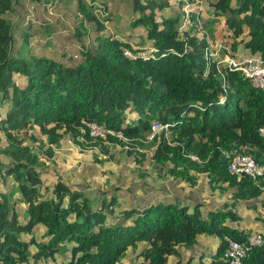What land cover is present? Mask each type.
Here are the masks:
<instances>
[{
    "label": "trees",
    "instance_id": "16d2710c",
    "mask_svg": "<svg viewBox=\"0 0 264 264\" xmlns=\"http://www.w3.org/2000/svg\"><path fill=\"white\" fill-rule=\"evenodd\" d=\"M174 2L179 9L171 0H0V183L15 186L0 188V264H168L203 234L219 243L199 264H225L224 237L255 232L230 226L241 217L229 207L258 199L264 209V92L238 71L223 78L220 59L240 46L264 59V0ZM218 32L230 38L219 49ZM148 47L152 58L124 54ZM82 120L122 137H91ZM154 121L168 129L150 136ZM66 136L81 152L97 149L100 164L119 145L137 169L149 160L191 185L205 174L211 188H233L232 201L207 218L199 205L156 201L116 219L115 196L97 206L46 163ZM233 152L252 156L262 176L230 174ZM241 264H264V241Z\"/></svg>",
    "mask_w": 264,
    "mask_h": 264
},
{
    "label": "rangeland",
    "instance_id": "374dc122",
    "mask_svg": "<svg viewBox=\"0 0 264 264\" xmlns=\"http://www.w3.org/2000/svg\"><path fill=\"white\" fill-rule=\"evenodd\" d=\"M171 5L173 6V9L180 8L174 0H171ZM187 8L188 4L185 6V9ZM209 20H213V17H210ZM140 31L141 30H137V32ZM141 36L142 35L138 33L136 39H141ZM210 39L212 46L217 43L230 41V38L226 36L222 37L220 32H218L217 35L210 37ZM247 53L248 52L243 50L240 46L235 55L240 56ZM53 148L54 157L46 161L49 167L58 170L62 177L66 179L68 184L81 189L84 192V195L88 197V200L94 202L97 206H102V200L104 198L109 201L111 196H115L116 199L114 200L113 205V215L116 216L117 219L121 218L120 216L123 208L137 205L141 206L139 203L132 204V199L138 202L139 199L143 200L145 198H149L151 197L150 193H157V191H154L155 189L158 190L159 194L161 193L160 195L172 193L170 202L178 203L179 196H174L170 181H178L180 178L170 176L167 172H164L162 175H157L155 173L156 171L151 168L149 160L145 162L142 167L137 169L138 165L134 162L132 157L125 154L119 145L109 146L112 158H109L103 164L94 161V154L101 156L97 149L88 148L81 152L77 146H74L72 142H70L69 137L67 136L60 140L58 144H55ZM145 169L150 174L147 177L139 176V171H144ZM0 188L2 190L11 191L15 189V186L12 184V180H8L5 183H0ZM228 192L229 191L220 192V190L215 189L212 191V195L221 199V205L232 201ZM251 202L255 206L252 209H249V206H247L250 202L246 203L245 201H241L237 206L229 207V210H233L237 214H240L241 220L238 221L239 223L243 222L244 224L247 223L250 225L253 221L251 215L255 217L264 216V210L260 209L259 200H252ZM106 208H110V205H106ZM226 209L227 208L223 207L220 211H225ZM17 210L19 217L23 219L22 204L17 205ZM200 210L202 213L205 212L202 208ZM254 220L259 221L258 218H255ZM108 221H116V219L109 216ZM257 225L260 227L258 223H254V226ZM35 232L40 240L44 239L42 236V229L40 227H37ZM201 238L206 241L205 251L207 250V252L204 253L208 255L210 252L216 251V245L219 241L216 236L203 234L201 235ZM65 245L66 244L60 248V252L64 251L63 249ZM135 257L136 255L133 257L128 256L127 258L129 260H133ZM168 264H172L171 257Z\"/></svg>",
    "mask_w": 264,
    "mask_h": 264
},
{
    "label": "built area",
    "instance_id": "2783aa9c",
    "mask_svg": "<svg viewBox=\"0 0 264 264\" xmlns=\"http://www.w3.org/2000/svg\"><path fill=\"white\" fill-rule=\"evenodd\" d=\"M222 45H218V49ZM155 49L149 47L146 50L137 52L135 56L127 50H124V54L129 58L142 57L143 59L152 58ZM224 67L229 71H239L247 78L254 87H257L264 91V59L257 55H243L239 57L232 56L230 53H226L221 59ZM89 134L94 137H104L106 134L116 135L121 138V132H114L105 126L96 125L94 123H88ZM168 124L153 123L152 134L162 129H166ZM259 132L264 136V128H259ZM151 134V136H152ZM228 171L230 174H234L238 177H249L257 181L263 174V167L255 162L252 156L249 154L233 152L228 154ZM264 241L263 234L260 232H252L246 235L243 241L233 239L229 236L224 237L226 243L225 248L222 251L221 260L225 264H241L246 251L258 245H261ZM41 264H50L48 262H42ZM107 264H126L123 260H117Z\"/></svg>",
    "mask_w": 264,
    "mask_h": 264
},
{
    "label": "crops",
    "instance_id": "0c3cea01",
    "mask_svg": "<svg viewBox=\"0 0 264 264\" xmlns=\"http://www.w3.org/2000/svg\"><path fill=\"white\" fill-rule=\"evenodd\" d=\"M157 175H159L157 172H155ZM150 174V173H149ZM197 177V183L195 185H191L189 182L185 180H174L170 181L171 187L173 189L174 196L177 195L178 197V202L184 205H187L192 209L194 206L199 205V208L204 209L205 212L202 213L205 218H207L208 213L210 211H217L223 208V204L220 205L221 199L216 198V196L212 195V191L215 189L220 190V192H227L229 191V196L231 198L232 193L234 192V189L231 187L227 186H221V187H216V188H211L210 185L207 184V179L205 174H194ZM157 193H150L151 197L145 198L143 200L139 199L138 202L134 199H132V204H137L139 203L142 206H146L152 202L156 201H162V202H169L170 199L172 198V193L167 194V195H160L158 190ZM210 194V196H209ZM173 196V197H174ZM248 203V202H246ZM238 205V204H237ZM248 206V204H247ZM249 208V207H248ZM250 209V208H249ZM260 209H263L262 207ZM234 212V211H233ZM236 213V212H234ZM237 214V213H236ZM240 216V214H238ZM253 218V221L251 224L243 223V222H238L241 220L238 219L237 221H232L229 222L228 224L232 227L236 228H252L255 229V231H258L259 229L264 231V223L261 221L260 218H264V216L261 217H255L251 215ZM241 217V216H240ZM255 218H258L259 221L254 220ZM117 219V218H116ZM239 223V224H237ZM254 223H258L260 227L254 226ZM219 243V241H218ZM218 243L216 245V249L218 246ZM205 244L206 241L201 238V235L197 236L196 243L191 246H183L180 249L179 256H173L171 257L172 259V264H177L178 260H182L183 264H199L201 262L207 263L211 260L212 255L215 252H210V254H206L205 251ZM147 244H139L138 250L135 253H129V257H133L135 255H138V253L146 247ZM136 258V257H135ZM170 259V257H169ZM168 259V261H169Z\"/></svg>",
    "mask_w": 264,
    "mask_h": 264
},
{
    "label": "clouds",
    "instance_id": "9594fccd",
    "mask_svg": "<svg viewBox=\"0 0 264 264\" xmlns=\"http://www.w3.org/2000/svg\"><path fill=\"white\" fill-rule=\"evenodd\" d=\"M219 44H221L222 45V43H217V45H219ZM149 48V47H148ZM147 49V48H146ZM145 49V50H146ZM217 49H218V47H217ZM140 52V51H139ZM227 53H230L232 56H235V57H239V56H237V55H235V54H232L230 51H228ZM225 55V54H224ZM243 55H251V54H249V53H247V54H243ZM243 55H240V56H243ZM223 57H221V59H222ZM220 59V63H221V65H222V67L224 68V70H223V72H222V77H223V74L226 72V71H229V70H227L225 67H224V65H223V63H222V60ZM239 72V71H238ZM241 73V72H240ZM242 74V73H241ZM243 75V74H242ZM224 78V77H223ZM247 79V78H246ZM250 82V81H249ZM251 83V82H250ZM252 85V84H251ZM253 86V85H252ZM254 87V86H253ZM255 88H257V87H255ZM257 89H259V88H257ZM259 90H261V89H259ZM262 92H264L263 90H261ZM156 122H158V123H161V124H168V123H162V122H159V121H154L153 123H156ZM88 123H94V124H96V125H99V124H97L96 122H91V121H87V120H82L81 121V124L84 126V127H82L83 128V130H86L87 132H88V134H89V128H88ZM153 123L151 124V131H152V125H153ZM101 126H105V125H101ZM168 126H169V124H168ZM106 128H108V129H110V130H112L111 128H109V127H107V126H105ZM261 128V127H260ZM262 128H264V127H262ZM168 129V127L166 128V129H162V130H160V131H163V130H167ZM112 131H114V132H116L115 130H112ZM160 131H157V132H155V133H158V132H160ZM118 132H120V131H118ZM154 133V134H155ZM152 134V133H151ZM154 134H152V135H154ZM90 135V134H89ZM112 135V134H111ZM115 135V134H114ZM91 136V135H90ZM116 136V135H115ZM151 136V135H150ZM91 137H94V136H91ZM263 196H264V194H263ZM255 200H258V199H255ZM251 202V201H250ZM259 205H260V203H259ZM261 207V206H260ZM264 210V209H263ZM43 262V261H42ZM41 262V263H42Z\"/></svg>",
    "mask_w": 264,
    "mask_h": 264
}]
</instances>
